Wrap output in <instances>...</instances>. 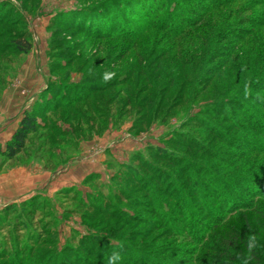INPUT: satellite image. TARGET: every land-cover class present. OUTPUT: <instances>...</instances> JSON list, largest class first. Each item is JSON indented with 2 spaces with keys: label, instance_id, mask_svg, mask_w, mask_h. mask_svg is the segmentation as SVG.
<instances>
[{
  "label": "rangeland",
  "instance_id": "obj_1",
  "mask_svg": "<svg viewBox=\"0 0 264 264\" xmlns=\"http://www.w3.org/2000/svg\"><path fill=\"white\" fill-rule=\"evenodd\" d=\"M133 1L0 0V147L40 93L50 98L45 110L35 106L41 127L25 150L0 154V264H106L114 249L121 264H219L201 249L214 223L237 206L264 214V79L248 86L264 26L247 22L264 16L219 33L214 49L207 29L206 40L181 45L160 32L146 58L87 27L89 17H112L130 33L148 18ZM207 1L155 3L174 25ZM15 34L29 40L28 53L10 43ZM128 67L139 72L126 77ZM98 85H109L90 92L105 104L104 124L95 113L85 124L84 113L65 120L63 104L84 112L72 100ZM247 91L255 102L242 99Z\"/></svg>",
  "mask_w": 264,
  "mask_h": 264
},
{
  "label": "trees",
  "instance_id": "obj_2",
  "mask_svg": "<svg viewBox=\"0 0 264 264\" xmlns=\"http://www.w3.org/2000/svg\"><path fill=\"white\" fill-rule=\"evenodd\" d=\"M144 2H147V0H141V4L140 0H134L132 2L133 4L136 3L139 4V6L141 5L140 10L143 11L142 14H145L148 17L146 18L147 20L141 24V26L135 27L134 30H137L138 33H136L134 30L130 31V33L125 32V30L121 31L123 26L125 27L124 21H121L119 19L115 20L112 17H89L87 26L88 30H90L93 36L98 39L118 38L132 42L131 46L135 48L132 55L141 57L145 56L147 58L150 55V51H148V49L150 48V45H156V40L158 39L157 35H159L160 32L168 34V40H177L179 41L178 44L180 43L181 45L183 42H198L199 39L204 38V40H206L205 35L201 37V31H204L206 29L210 30L212 32L211 37H207L208 40H206L208 41V44L212 42V44L208 45V49H210L211 47H213V45H216L217 41L220 39V35L218 36L219 33L222 36H225L227 32L231 34L236 29L237 23L240 21H247V17L250 15L259 14L261 16H264V0H208L205 7H203L204 3H202L201 6L204 9L203 11H200L201 13L198 12V16L190 19V17L186 14L179 21L180 24L176 26L179 22L174 25H172V23H169V20H171V18H173L175 14H167V16L169 17H163V4H157L155 3V0H150L148 1L149 3ZM247 11L249 13L245 15L244 12ZM257 18L258 16L255 17L253 21H250V19L247 22H258L261 24V26H264V18L262 21H259V18ZM183 28H189L191 29V32L186 34L185 29ZM224 38L225 37H222V39L220 40H224ZM143 42L146 43V46L145 44H143ZM10 43L20 54H26L31 49V43L29 42V40L25 39L23 34L21 36L20 34H15V36L12 37ZM167 44L168 43L166 42L163 46H166ZM252 55L254 57L250 61L252 63V70L249 74L248 86H250L252 83L254 84L250 86V89H254L255 87L259 88L260 84L262 83H260L261 80L258 79H264V56L261 59L255 60V58H259V56H256V54ZM249 58H252L251 55ZM107 61L109 60L105 58L104 66L106 65ZM52 67L53 65H51V68ZM111 71L112 70H109L108 72ZM134 71L136 73L139 72L137 71V69ZM134 71L132 70V68L128 67L124 71V76H131L133 75L132 72ZM121 80H123V78H121ZM144 81L146 82L148 81V79H144ZM0 83L3 82L0 80ZM107 84L111 83L107 82ZM107 86L109 85H104L102 87L98 85V87L96 86L91 90L88 89V93L84 92L81 93V95H79L78 97H74L72 103L76 105L79 102H82L84 106V112L82 111V109H79V107L73 108L71 107V104L65 102L62 107V112H66V115L64 114V119L68 120L70 115L72 114L79 117V120H81L84 113L85 124L90 120L89 118L92 113H95V118L97 119V121H99L98 124H104L103 116L101 115L103 112H100V109L105 110V104H100V102L96 99L97 97H93L92 93L90 92L92 91L93 93H104L107 91ZM243 96L244 98L242 99H244V101L250 100L255 102L257 95L252 94L251 91H247ZM221 97H223L222 94L220 98ZM39 98L41 99L34 102L31 110L24 111L23 116L18 126L13 131L11 137L5 142L3 148L0 147L1 155L6 156L8 159L15 158L19 153L25 150L30 136H32L41 127L40 120L36 115L35 106H42V109L45 110V106L50 98L43 93L39 94ZM235 102L236 101H233L232 103L231 101L232 104H235ZM117 103L124 106H134L132 101H127L125 103L122 99H118ZM58 110L59 109H57V105L53 104L51 112L55 114L58 112ZM110 113L114 115L115 111L111 109L106 111V114ZM257 196L262 198L261 195ZM223 203L224 202H221L220 204L223 205ZM227 210L228 209H224L225 212H227ZM231 212L232 215L230 216V218L225 219L224 222H219L221 220L220 219L214 223V231L210 229V246L208 244L206 246L202 245L201 248L202 250H207L209 248L211 250H214L216 253L213 256L208 255L212 259L217 257L220 260H225L220 261L219 264H241L239 257L245 250V242L249 234H262V239H258L260 240L261 244H264V214L260 215V213L252 210L247 205L237 206ZM220 218H224V216ZM248 219L249 221L245 223L244 221H247ZM261 220L263 222H261ZM169 228L170 227H167V229ZM79 250H82V248H80ZM204 254L207 255L208 253H206L205 251V253L203 252V255ZM253 255L254 259L251 261V264H264V247H257Z\"/></svg>",
  "mask_w": 264,
  "mask_h": 264
},
{
  "label": "clouds",
  "instance_id": "obj_3",
  "mask_svg": "<svg viewBox=\"0 0 264 264\" xmlns=\"http://www.w3.org/2000/svg\"><path fill=\"white\" fill-rule=\"evenodd\" d=\"M113 75L114 73L112 72H106L103 78L108 80ZM257 247H264V244H261L256 234H249L245 242V250L239 257L241 264H251V261L254 259L253 254ZM121 261L122 251L120 249H114L108 254L106 264H121Z\"/></svg>",
  "mask_w": 264,
  "mask_h": 264
}]
</instances>
